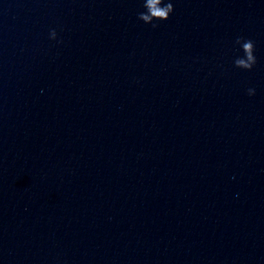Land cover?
<instances>
[{
	"label": "water",
	"instance_id": "obj_1",
	"mask_svg": "<svg viewBox=\"0 0 264 264\" xmlns=\"http://www.w3.org/2000/svg\"><path fill=\"white\" fill-rule=\"evenodd\" d=\"M171 2L0 0V264H264V0Z\"/></svg>",
	"mask_w": 264,
	"mask_h": 264
},
{
	"label": "clouds",
	"instance_id": "obj_2",
	"mask_svg": "<svg viewBox=\"0 0 264 264\" xmlns=\"http://www.w3.org/2000/svg\"><path fill=\"white\" fill-rule=\"evenodd\" d=\"M143 8L145 11L138 14V19L145 24H152L157 27L153 21H166L170 18V15L174 11L173 3L171 0H143ZM57 33L53 29L50 31V38L56 39ZM240 45L243 52V56H239L234 60V66L243 70H252L256 64V57L254 55L255 45L252 40H245L242 37H238L235 41ZM248 94L254 95V89H248Z\"/></svg>",
	"mask_w": 264,
	"mask_h": 264
}]
</instances>
